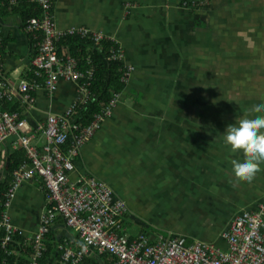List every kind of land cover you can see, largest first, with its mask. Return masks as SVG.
<instances>
[{"label": "crops", "instance_id": "crops-1", "mask_svg": "<svg viewBox=\"0 0 264 264\" xmlns=\"http://www.w3.org/2000/svg\"><path fill=\"white\" fill-rule=\"evenodd\" d=\"M13 8H0V80L17 92L35 50ZM53 14L60 30L84 27L109 36L134 68L110 114L74 158L70 180L95 177L111 187L127 206L121 226L129 240L170 232L187 244L226 249L221 233L264 200V163L251 181L236 178L231 161L244 154L223 141L228 124L264 103V0H54ZM77 96L78 84L60 79L55 92H34L30 109L16 98L2 100L9 104L0 108L18 111L41 148L46 141L37 127L63 114ZM15 104L21 109L10 110ZM15 150L14 137L0 141V183L9 187L17 169L9 174L7 159ZM47 190L36 175L11 201L8 211L23 240L35 236L48 212ZM44 241L46 251L48 243L56 252L61 244L80 247L61 214ZM23 242L15 241L18 260L6 264L28 260ZM114 262L94 249L83 256V264Z\"/></svg>", "mask_w": 264, "mask_h": 264}, {"label": "built area", "instance_id": "built-area-1", "mask_svg": "<svg viewBox=\"0 0 264 264\" xmlns=\"http://www.w3.org/2000/svg\"><path fill=\"white\" fill-rule=\"evenodd\" d=\"M23 1L0 0V8H12ZM29 1L40 9L39 17H31L22 25L35 50L29 76L19 83L17 92L6 79L1 78L0 100L13 102L16 98L25 110L30 109L35 104L34 92L41 88L55 92L60 79L78 84V96L63 114L49 115L45 124L37 127V132L41 130L46 141L41 148L32 142L34 137L31 133L35 130L18 111L0 109V141L14 137L17 149L25 150L27 157L14 172L0 215V251L6 255L0 264H6L7 258L15 255V238L20 234L8 211L11 201L20 184L36 175L48 189L49 209L42 217L35 236L25 238L20 244L23 250H29L27 264H39L43 258L46 252L44 238L57 214L63 215L66 225L80 240V247L76 250L57 245L61 252L57 264H83V256L91 249L111 255L115 259L114 264H264V200L257 211L239 214L221 233L226 249L203 242L186 245L170 232L154 236L141 234L129 240L122 235L121 226L127 206L111 187L95 177L78 178L75 182L70 180L74 158L99 130L119 93L104 113L96 114L91 123L83 125L79 122L82 108L93 97L89 87L94 66L89 63L91 66L83 71L67 46L60 52L59 43L71 36L88 39L99 47L104 41L116 42L102 32L84 27L60 30L53 14L54 0ZM108 58L125 61V52L118 46L111 50ZM88 60L90 62V57ZM2 70L0 53V73ZM133 71V66L125 62L121 81L127 83Z\"/></svg>", "mask_w": 264, "mask_h": 264}, {"label": "trees", "instance_id": "trees-1", "mask_svg": "<svg viewBox=\"0 0 264 264\" xmlns=\"http://www.w3.org/2000/svg\"><path fill=\"white\" fill-rule=\"evenodd\" d=\"M7 8V7H5ZM3 8V9H5ZM21 12V17L23 22L31 17H39L40 9L36 4L30 3L29 0H24L19 5L13 8ZM67 46L69 52L79 61V67L85 71L91 65L94 67V76L90 84V92L92 94V99L88 105L84 106L81 111L79 122L83 125H87L94 120L96 114H103L104 110L109 107L111 101L114 99L115 95L118 93H123L126 89L127 83L121 81L122 69H124L125 61L121 59L109 60V55L112 49L118 48V43L111 41H104L101 43L100 47L96 46L93 42L88 39H82L79 36H71L70 38H65L59 43V50L61 52V47ZM90 57V62L88 60ZM5 105L8 108V102L0 101V106ZM3 109V108H0ZM21 109L18 104L12 106L10 110ZM26 153L23 149L15 150L12 155L7 159V171L12 174L15 169H18L20 165L26 161ZM2 157L0 154V161ZM9 181L4 184L0 183V194L8 190ZM0 204V215L3 209L2 203L4 202V197L1 196ZM15 241L23 242L24 240L17 234ZM29 253V250H28ZM6 255L3 251H0V261L4 259ZM60 257L59 251H54V248L50 243H48V249L45 252L43 258H41L39 264H55ZM7 259L9 261L18 260L16 256L11 255ZM20 260V259H19ZM22 261V260H20ZM28 260L22 261L20 264H27Z\"/></svg>", "mask_w": 264, "mask_h": 264}, {"label": "clouds", "instance_id": "clouds-1", "mask_svg": "<svg viewBox=\"0 0 264 264\" xmlns=\"http://www.w3.org/2000/svg\"><path fill=\"white\" fill-rule=\"evenodd\" d=\"M252 115H244L226 126L223 141L232 152H243L233 159L232 172L240 180L251 181L264 163V103H256Z\"/></svg>", "mask_w": 264, "mask_h": 264}, {"label": "rangeland", "instance_id": "rangeland-1", "mask_svg": "<svg viewBox=\"0 0 264 264\" xmlns=\"http://www.w3.org/2000/svg\"><path fill=\"white\" fill-rule=\"evenodd\" d=\"M135 229V228H134ZM134 229L133 230H130L129 229V233H132V231H134ZM185 243V242H184ZM195 243V242H194ZM186 245H188L187 243H185ZM192 244V243H191Z\"/></svg>", "mask_w": 264, "mask_h": 264}]
</instances>
